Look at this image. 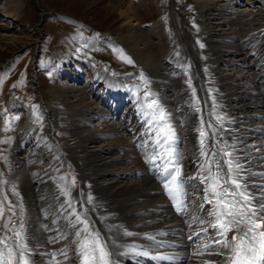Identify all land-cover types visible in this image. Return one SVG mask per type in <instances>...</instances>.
Returning a JSON list of instances; mask_svg holds the SVG:
<instances>
[{
  "label": "bare ground",
  "instance_id": "1",
  "mask_svg": "<svg viewBox=\"0 0 264 264\" xmlns=\"http://www.w3.org/2000/svg\"><path fill=\"white\" fill-rule=\"evenodd\" d=\"M110 1H116L118 7L121 6V0ZM216 1L218 0H197L201 34L198 42L181 40L179 52L190 59V66L186 65L184 71L179 72L176 69L181 61L174 55L175 49L166 43L162 20H157L158 25H153L147 30L139 26L140 28L133 29L122 38L139 61L137 74L134 76L143 74V78L134 77L135 80L132 81L130 77L123 79L130 81L129 85L134 88L133 99L138 97L137 100L143 101L146 92L149 93V90L155 92L151 101L155 100L165 110L168 114V123L173 126L177 135L175 148L179 154V166L186 178L185 184L189 186V190L195 189L198 196L203 195L202 183L198 182L199 179L187 178L202 176V170L197 166L199 159L203 157L200 152L197 154L201 147L199 131L203 130L206 133L205 150L211 156L215 151L213 145L216 147L220 143L226 144L228 138L235 137V134L227 131L233 124L222 123L226 118L233 119V122L240 119L244 122L247 120L246 113L255 115L250 125L248 140L240 142V146L247 149L255 161L250 162L248 167L264 170V73H252L250 67L244 64L246 60L248 61V54L255 47L260 48V52L264 51V1L256 0L258 7L251 4L255 8V15L258 13L263 15L262 21H257L255 29L243 25L245 22L240 23L243 15L231 13L229 2L218 6L222 7L218 10V17L208 18L206 11ZM5 2L6 16H9L7 13L10 9L17 10L20 4L17 0ZM120 9L125 21L135 23L139 21L140 18L136 16V9L131 1L126 9ZM245 16L247 18V15ZM224 21L229 24L228 27L221 26ZM158 28L163 33V38L161 36L154 40L153 36ZM254 31L257 38L248 34ZM157 50L161 53L158 54ZM94 74L102 82L112 81L99 69H94ZM116 80L121 89L124 83ZM209 85L211 87H208ZM61 92L72 95L62 97L58 90H52L55 102L47 105L48 129L43 140L31 139L33 142L27 147L20 141L21 143L12 146L11 151L7 153L9 182L14 185L18 199L24 204L22 209L24 217L28 218L26 221L28 234H25L23 239L33 244V254L37 252L44 255L46 250L43 238H52L54 233L58 232L64 234L63 240L59 242L63 249L59 251L60 247L55 246L54 256L61 253L62 256L59 258L63 259V264H70L71 260H76L79 256L70 248V244L76 246L86 233L77 236L73 230L85 228L88 218L83 217V212L86 210L90 212L91 209L88 206L79 208L77 214H80L81 218L78 223L76 219L69 223L63 221V218H67L66 215L69 213H71L69 216H73L75 211L73 208L77 205L86 204L90 192L83 191L81 187L74 188L68 182L63 183L62 185L68 189L63 217L55 203H58L65 194L53 197L49 193L55 184L63 181L58 175L62 171L58 169L54 172L53 167L60 162L70 161L76 174L82 176L85 181L83 188L91 189V202L93 199H96V202L98 199H106L104 204L91 205L93 209L100 206L94 213L97 216L103 212L102 216L105 219L97 223L100 231L97 226L92 228L100 237L111 242L115 250L122 246V242L140 246L138 251L148 248L150 251L148 255L154 261L152 264H213L210 263L211 260L221 262L222 260H218L223 257L221 255L199 257L195 251L201 253L208 248L193 247L191 244L192 241H198L205 246L208 241H213L214 237L210 236L209 230L198 232L199 235L194 233L208 226L209 218L205 210L193 212L191 207L187 213L177 216L168 207L165 197L158 192L157 185L160 183L153 176L149 163L145 162L146 153L150 155L156 148L153 143L155 136L147 140L143 138L142 124L137 122L134 112L131 110L134 116L128 113L125 120H122L116 116V109L109 108L108 103L103 105L88 100L90 97L78 87L64 86ZM198 92H203L201 97L198 96ZM188 94L190 96L197 94L195 106H191L190 100L184 98ZM246 96H250L249 100L244 99ZM200 100H203L201 105ZM128 107H131L129 102L125 108ZM217 117H221V120H217ZM209 124L212 125L211 128L208 127ZM58 125L63 129L61 135L51 137ZM25 132L31 134L32 130L25 127ZM17 140L14 139L13 143ZM145 141H148L147 145ZM149 147H152V150L148 151ZM227 151L233 153L230 148ZM52 153H55V157L50 160ZM203 161H206V158ZM261 177L264 181V175ZM90 181L93 182L92 185H88ZM75 190L79 192V197L72 199V195L76 196ZM186 193L187 196L184 198L189 200L190 192ZM32 215L36 216V220L44 219V223H35L32 221ZM193 215L198 219L193 220L191 218ZM200 220L206 222L201 224ZM82 221L84 224L81 225ZM154 235L160 237V242L169 244L168 241H175V245L171 249L157 246L150 240ZM116 241H119L117 245ZM39 244L41 247L37 249L35 246ZM219 249L217 246V251H220ZM119 250L123 252L124 248ZM127 251L134 253L130 249ZM135 251L137 252V248ZM35 256L37 258L32 255L34 262H38L37 259H47L45 256ZM65 256L71 258L70 261L66 260Z\"/></svg>",
  "mask_w": 264,
  "mask_h": 264
},
{
  "label": "snow or ice",
  "instance_id": "2",
  "mask_svg": "<svg viewBox=\"0 0 264 264\" xmlns=\"http://www.w3.org/2000/svg\"><path fill=\"white\" fill-rule=\"evenodd\" d=\"M122 58L127 63H132V60L126 56H122ZM141 76L143 78V74ZM149 95L150 93H145L146 97ZM148 109L149 111H145L144 115L151 116L148 124L155 130L153 143L159 151L154 150L150 155L146 153L145 162L153 165L157 179L161 181L166 195L175 207V211L178 214H185L188 212V204L184 199L187 196L184 190L186 178L182 174V169L179 166V154L175 150L177 140L175 129L168 123V114L155 100L148 104ZM157 112H159V117H157ZM217 120H221V117H217ZM208 127L211 128L212 125L209 124ZM213 135L215 136V132ZM199 136L200 155L206 158L207 175L203 176L202 179L199 176L187 178L200 179V182L206 185L201 198L203 202L199 203L193 212L206 210L205 204L213 205L211 210H207V215L211 218L207 221L208 228L217 233V237L213 238V243L219 246L220 251L215 254L225 256L228 264H264V218L260 215L264 213V203H254V201H264V194L256 197L248 190V184L243 175L244 165L239 162L238 157L227 151V144L221 145L209 156L205 150L206 133L200 130ZM145 144L147 145L148 141H145ZM213 148L215 149V145ZM157 161L162 163H157ZM213 165L216 168L215 173L212 172ZM201 168L203 169L204 165H201ZM260 187L264 190V185H260ZM64 194L67 195V193ZM88 200L91 202L92 197L89 196ZM69 206H71L70 202ZM73 214H75L78 223L81 215L76 214L75 211ZM191 218L193 220L198 219L194 215ZM205 222V220H200L201 224ZM20 227L23 229L24 225L21 224ZM208 228H202L201 231L207 232ZM82 233H87L85 241H87L88 236L93 238L90 244L77 242L81 264H110L108 258L111 254L107 251V245L101 240L100 234L96 232L93 235L87 226L82 230H77L76 235L81 236ZM229 233H232L230 238ZM125 234L131 235V233ZM20 235L21 233H16V236ZM0 244L7 248L8 256L7 261H5V254L0 251V264H13L14 249L5 243L4 238H0ZM16 247L21 249L19 264H27L24 259V253L27 250L26 245L17 244ZM97 252L99 253L98 258ZM124 254L121 253V255ZM137 254L148 255L147 252ZM65 259H67L66 256Z\"/></svg>",
  "mask_w": 264,
  "mask_h": 264
},
{
  "label": "rangeland",
  "instance_id": "3",
  "mask_svg": "<svg viewBox=\"0 0 264 264\" xmlns=\"http://www.w3.org/2000/svg\"><path fill=\"white\" fill-rule=\"evenodd\" d=\"M5 1L6 0H2L0 3V14L3 15H5ZM17 1H19L21 4H19L18 9L15 10L12 8L8 11L9 13H7L8 15H13L11 17V19L13 20H11L10 18L0 20V62L5 61L9 54H11L12 52L18 51L25 45L32 43L42 44V51L44 52L45 59L55 48L61 49L66 54L68 52H75L77 50V46L81 44L86 37L95 36L97 39H99V32H101L103 29L114 31L113 33L116 34L118 40L121 42L122 38L126 34L132 32V26L139 25L138 22H141L144 25L147 24L148 20L154 18L151 12H159L154 6H151L148 0H137V4L135 3V0H121L122 2L120 4V7H118V2H111L110 0ZM130 1L133 3L136 9V16L140 18L137 23L132 22L131 20V22H129V20L125 21L126 19L124 18V15L121 14L120 8H122L123 10L126 9ZM24 4L25 8L23 9ZM42 10L45 12L44 16L42 15ZM15 11L17 12L13 13ZM165 11H167V9ZM166 15L168 23L173 27L168 11ZM41 28L45 35L42 34V31L40 33ZM142 29L147 30L149 28L142 27ZM175 31L176 29L173 27L172 32L174 34H176ZM182 32L185 35L186 30H183ZM158 33L159 31H156L154 33L153 37L155 40L160 35ZM122 45L124 46L125 44ZM114 49L118 48L114 47ZM174 49L175 51H180V49L178 48ZM157 51L158 53H161L160 50ZM102 53L103 52H100V55ZM106 53H108V51ZM97 55L98 53L95 55V59H98ZM122 56H126V54H123L122 52H119V54H115L114 61L121 65V69H125V71H128L131 66L125 61V59L122 58ZM104 63L106 65L110 64V62L107 61H104ZM43 65V61H40L39 66L43 67ZM133 79L135 80L134 77ZM133 79L130 78L131 81ZM42 87H44L41 91L42 93H44L43 96L52 98L46 93L48 92L47 87H49V84L44 83ZM53 89L56 88H51V91ZM62 90L63 88H60V91ZM0 93H4V91L2 90V92ZM84 93L86 96L90 97L86 92ZM68 94L72 95L71 93ZM98 102L102 104L100 101ZM1 106L2 105L0 103V107ZM118 118H122V120H125V116Z\"/></svg>",
  "mask_w": 264,
  "mask_h": 264
}]
</instances>
